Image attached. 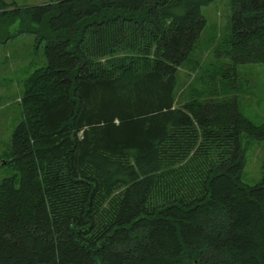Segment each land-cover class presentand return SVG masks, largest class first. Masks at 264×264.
Masks as SVG:
<instances>
[{
	"label": "trees",
	"instance_id": "trees-1",
	"mask_svg": "<svg viewBox=\"0 0 264 264\" xmlns=\"http://www.w3.org/2000/svg\"><path fill=\"white\" fill-rule=\"evenodd\" d=\"M214 1L0 0V30L44 45L4 156L0 264H264V176L240 179L264 122L214 83L177 99ZM231 9L212 54L235 81L264 64V0Z\"/></svg>",
	"mask_w": 264,
	"mask_h": 264
},
{
	"label": "rangeland",
	"instance_id": "rangeland-1",
	"mask_svg": "<svg viewBox=\"0 0 264 264\" xmlns=\"http://www.w3.org/2000/svg\"><path fill=\"white\" fill-rule=\"evenodd\" d=\"M18 7L43 5L48 0H3ZM231 0H216L201 9L205 20L198 45L190 56L189 63L179 69L177 99H190L202 94L213 84L221 96L237 98L239 111L255 125L264 122V64L241 65L235 81L229 80L226 66L213 59L212 52L220 47L230 32ZM17 24L0 30V180L15 173L6 165L5 153L14 127L22 120L20 99L25 80L44 63V45H37L30 34L17 33ZM12 37V38H11ZM241 147L244 166L241 182L253 186L264 176V141H256L242 134Z\"/></svg>",
	"mask_w": 264,
	"mask_h": 264
}]
</instances>
